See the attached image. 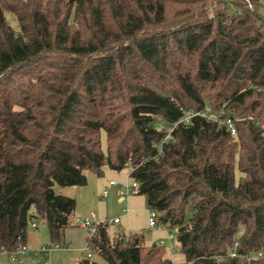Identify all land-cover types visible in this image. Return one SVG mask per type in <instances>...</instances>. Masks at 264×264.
I'll list each match as a JSON object with an SVG mask.
<instances>
[{"label": "trees", "instance_id": "obj_1", "mask_svg": "<svg viewBox=\"0 0 264 264\" xmlns=\"http://www.w3.org/2000/svg\"><path fill=\"white\" fill-rule=\"evenodd\" d=\"M259 8V0H0V253L24 245L32 221L62 246L77 204L55 188L129 167L146 208L176 229L185 264H264ZM205 108L231 118L235 135L198 115L181 122ZM87 246L105 264H173L143 234L110 237L107 222Z\"/></svg>", "mask_w": 264, "mask_h": 264}, {"label": "rangeland", "instance_id": "obj_2", "mask_svg": "<svg viewBox=\"0 0 264 264\" xmlns=\"http://www.w3.org/2000/svg\"><path fill=\"white\" fill-rule=\"evenodd\" d=\"M260 8L258 11L259 16L264 18V0H259ZM252 9V7H251ZM253 10V9H252ZM5 20L15 32L18 31V23L15 16L11 13H5ZM224 115V113L222 114ZM239 119V118H238ZM264 126V125H263ZM101 149L106 151V136L104 132H101ZM130 168L127 167L120 172L112 171L105 167L103 169L102 177H96L91 173H87V189L92 192H99L94 200L93 211L96 214L97 220L101 222H112L114 219H118L120 224H109V236L112 237L115 230H121L124 233L125 238H128L132 234H143L146 245H160L165 248L175 249V254L181 256L180 251L176 245V229L165 228L162 225H158L154 228L148 226V209L146 208L145 198L137 194L129 195L124 202H119L118 197L115 195V188L109 186L110 181H115L119 186L125 184L131 185L133 182L129 177ZM88 177L91 180H88ZM235 179L238 181L239 173L235 169ZM94 180V183L91 181ZM104 190L108 191V197L106 199L101 197ZM123 209H128L127 213H123ZM46 227L38 224V229L29 230L28 236L42 232L46 235ZM171 233L174 235V240L169 242L167 235ZM161 241L163 244H161ZM33 251V250H31ZM35 251V250H34ZM33 256V253L30 252Z\"/></svg>", "mask_w": 264, "mask_h": 264}, {"label": "crops", "instance_id": "obj_3", "mask_svg": "<svg viewBox=\"0 0 264 264\" xmlns=\"http://www.w3.org/2000/svg\"><path fill=\"white\" fill-rule=\"evenodd\" d=\"M88 180L90 181L91 178L88 177ZM91 182L94 183V180ZM55 192L61 196L76 201L77 206L74 218H85L94 215L97 220L96 214L93 211V206L94 200L99 192H92V190L90 191L86 187H56ZM125 200L126 198L123 201L118 198L119 202H124ZM117 224H120V221ZM163 227L168 228L166 226ZM117 232H119V230H115L113 236H115ZM87 243L88 237L85 229L75 226L64 230L62 240V245L64 247L52 250L47 258L40 253H37L36 255L33 254V256L29 253L20 258V263H15L9 259L7 254L0 253V264H42L45 259H47L48 264H82L85 261H90L96 264H105V262L94 252H92L91 258H87ZM24 245L29 250L33 251L51 245L48 231H46V235L42 232H39L38 234L34 233L30 236L27 235ZM174 250L175 249L165 248L164 258L171 261L173 264H185L184 256L182 254H180L181 256H177Z\"/></svg>", "mask_w": 264, "mask_h": 264}, {"label": "built area", "instance_id": "obj_4", "mask_svg": "<svg viewBox=\"0 0 264 264\" xmlns=\"http://www.w3.org/2000/svg\"><path fill=\"white\" fill-rule=\"evenodd\" d=\"M197 115L207 119L208 121L217 122V121H219V117L222 115V113H218V112L214 113L209 108H205L202 112L197 113V114H193V113L185 114L183 119L181 120V122H183L185 125H188L191 118L194 116H197ZM218 123H219V125H224L232 136L235 135L236 131H235V128L233 126L231 118H228L227 116H225ZM262 128L264 130L263 125H262ZM154 146L158 148L160 153L162 152L160 147H158L157 145H154ZM109 186L115 188V190H114L115 195L118 198H120L122 201L125 198H127L129 195L135 193V190L137 189V184L135 182H132L131 185L125 184L123 186H119V184L117 182L111 181V182H109ZM101 197L106 199L108 197V191L104 190L101 194ZM128 211H129L128 209H123V213H127ZM158 216L159 215L156 211L148 210V226L150 228H154V227L159 225ZM72 221H73V224L75 226L85 229V231L87 232L88 240H92L95 237V235L97 233L98 226L100 224L104 223V222H100V221L96 220L94 215H91V216L85 217V218H74ZM118 222H119L118 219H114L112 222H107V223L108 224H117ZM36 228H37L36 222L32 221L30 223V229L35 230ZM167 240L169 242L173 241L174 235L169 233L167 235ZM161 244H163L162 241H161ZM63 247H64L63 245L61 246L58 244H51L49 246L42 247L39 250L31 251L25 245H21L18 248H16L12 253L7 254V255L11 261H13L15 263H20V258L22 256L28 255L30 252H32L34 255H36L37 253H40L44 257L47 258L48 254L52 250L61 249ZM86 252H87V258H91L92 252L89 250L88 246L86 248ZM232 256H234V255H232ZM259 256H261V254H258V257ZM42 264H48L47 259H45Z\"/></svg>", "mask_w": 264, "mask_h": 264}, {"label": "water", "instance_id": "obj_5", "mask_svg": "<svg viewBox=\"0 0 264 264\" xmlns=\"http://www.w3.org/2000/svg\"><path fill=\"white\" fill-rule=\"evenodd\" d=\"M22 239H24V237L22 236Z\"/></svg>", "mask_w": 264, "mask_h": 264}]
</instances>
